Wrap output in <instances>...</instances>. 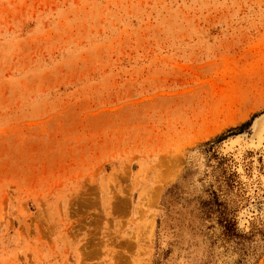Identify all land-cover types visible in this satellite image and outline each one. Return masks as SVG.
I'll list each match as a JSON object with an SVG mask.
<instances>
[{"label": "rangeland", "instance_id": "374dc122", "mask_svg": "<svg viewBox=\"0 0 264 264\" xmlns=\"http://www.w3.org/2000/svg\"><path fill=\"white\" fill-rule=\"evenodd\" d=\"M263 110L264 0H0V264H264Z\"/></svg>", "mask_w": 264, "mask_h": 264}, {"label": "bare ground", "instance_id": "6f19581e", "mask_svg": "<svg viewBox=\"0 0 264 264\" xmlns=\"http://www.w3.org/2000/svg\"><path fill=\"white\" fill-rule=\"evenodd\" d=\"M252 136H255V138L260 142L264 139V112L261 113L260 116L254 118L252 120ZM258 142V143H259ZM257 143V144H258ZM231 144V143H230ZM262 152L264 153V146H262ZM264 155V154H263ZM264 158V156H263ZM262 183H264V175L261 176ZM246 212V211H245ZM245 215V214H244ZM247 215V214H246Z\"/></svg>", "mask_w": 264, "mask_h": 264}, {"label": "trees", "instance_id": "16d2710c", "mask_svg": "<svg viewBox=\"0 0 264 264\" xmlns=\"http://www.w3.org/2000/svg\"><path fill=\"white\" fill-rule=\"evenodd\" d=\"M228 224H232L231 222H229V221H227V224L225 223V224H223V227H224V232H227L228 231ZM234 235H237L238 236V234L239 233H236V232H232Z\"/></svg>", "mask_w": 264, "mask_h": 264}, {"label": "water", "instance_id": "95a60500", "mask_svg": "<svg viewBox=\"0 0 264 264\" xmlns=\"http://www.w3.org/2000/svg\"><path fill=\"white\" fill-rule=\"evenodd\" d=\"M263 112H264V110H263L262 112H260L259 114H261V113H263ZM259 114H258V115H259ZM256 116H257V115H256ZM254 117H255V116H254ZM254 117H253V118H254ZM253 118H252V119H253ZM251 122H252V120H251ZM250 130H251V131H250V136H249V138H251V140H252V139L254 140V139H255V136H251V135H252V132H253L252 125H251V127H250ZM254 141H255V140H254Z\"/></svg>", "mask_w": 264, "mask_h": 264}]
</instances>
